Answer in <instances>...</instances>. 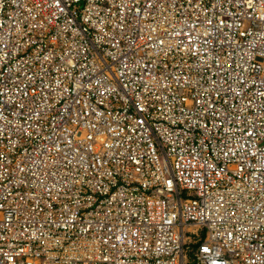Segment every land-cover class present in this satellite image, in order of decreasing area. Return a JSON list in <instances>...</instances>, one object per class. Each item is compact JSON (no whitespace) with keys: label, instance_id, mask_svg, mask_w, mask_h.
<instances>
[{"label":"built area","instance_id":"obj_1","mask_svg":"<svg viewBox=\"0 0 264 264\" xmlns=\"http://www.w3.org/2000/svg\"><path fill=\"white\" fill-rule=\"evenodd\" d=\"M0 264H264V0H0Z\"/></svg>","mask_w":264,"mask_h":264},{"label":"rangeland","instance_id":"obj_2","mask_svg":"<svg viewBox=\"0 0 264 264\" xmlns=\"http://www.w3.org/2000/svg\"><path fill=\"white\" fill-rule=\"evenodd\" d=\"M201 234H202V235H204V234H205V232H204V231H201Z\"/></svg>","mask_w":264,"mask_h":264}]
</instances>
